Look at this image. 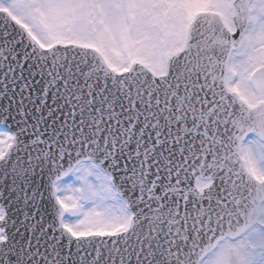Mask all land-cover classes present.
Returning <instances> with one entry per match:
<instances>
[{"label": "snow or ice", "instance_id": "obj_1", "mask_svg": "<svg viewBox=\"0 0 264 264\" xmlns=\"http://www.w3.org/2000/svg\"><path fill=\"white\" fill-rule=\"evenodd\" d=\"M0 264H264V0H0Z\"/></svg>", "mask_w": 264, "mask_h": 264}]
</instances>
